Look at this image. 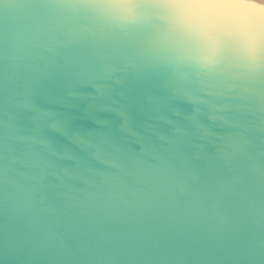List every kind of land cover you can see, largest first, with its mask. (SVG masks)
<instances>
[{"label":"water","instance_id":"water-1","mask_svg":"<svg viewBox=\"0 0 264 264\" xmlns=\"http://www.w3.org/2000/svg\"><path fill=\"white\" fill-rule=\"evenodd\" d=\"M31 3L0 0V264L264 261V77L175 70L157 21L97 30ZM237 197L258 200V225Z\"/></svg>","mask_w":264,"mask_h":264},{"label":"clouds","instance_id":"clouds-1","mask_svg":"<svg viewBox=\"0 0 264 264\" xmlns=\"http://www.w3.org/2000/svg\"><path fill=\"white\" fill-rule=\"evenodd\" d=\"M62 4L59 9L71 18L86 20L97 30L126 32L146 21L159 22L175 70L183 67L208 76L227 73L236 81L264 77V0H64ZM191 170L193 181L205 182L206 177L197 163L191 165ZM257 180L258 183L264 180V174ZM228 182L238 183L233 177H229ZM236 200L248 210L249 223L258 225L251 214L258 200L239 197ZM213 207L216 218L219 216L217 223L230 231L233 227L220 211L221 207ZM26 258L28 264H81L71 255L60 261L43 256ZM224 259L194 257L178 251L157 258L128 257L124 262L112 258L109 264H222ZM246 259L250 264H257V257Z\"/></svg>","mask_w":264,"mask_h":264},{"label":"snow or ice","instance_id":"snow-or-ice-1","mask_svg":"<svg viewBox=\"0 0 264 264\" xmlns=\"http://www.w3.org/2000/svg\"><path fill=\"white\" fill-rule=\"evenodd\" d=\"M31 7H34L36 9H40V10H46L49 8H56V7H63V4H54L51 2V0H32V3L30 4ZM3 142L0 141V150H3ZM180 156V153H171V154H162L160 159L162 160V162L166 165H170L172 164L177 157ZM185 165L187 167H191V165L195 162V160L191 159V158H185L184 160ZM136 163H141V162H136ZM0 175H2V173H0ZM3 197L0 196V199H2ZM82 252H86L85 249H81ZM113 258V256L107 251L105 250L104 252H102L99 255H96L93 260H92V264H109V261Z\"/></svg>","mask_w":264,"mask_h":264}]
</instances>
